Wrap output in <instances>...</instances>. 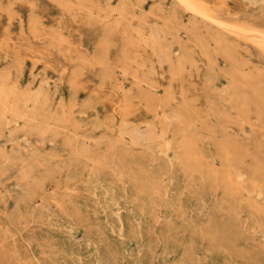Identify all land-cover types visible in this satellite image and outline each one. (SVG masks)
<instances>
[{
	"label": "rangeland",
	"instance_id": "rangeland-1",
	"mask_svg": "<svg viewBox=\"0 0 264 264\" xmlns=\"http://www.w3.org/2000/svg\"><path fill=\"white\" fill-rule=\"evenodd\" d=\"M183 1L0 0V264H264V0Z\"/></svg>",
	"mask_w": 264,
	"mask_h": 264
},
{
	"label": "bare ground",
	"instance_id": "bare-ground-1",
	"mask_svg": "<svg viewBox=\"0 0 264 264\" xmlns=\"http://www.w3.org/2000/svg\"><path fill=\"white\" fill-rule=\"evenodd\" d=\"M72 1H74V0H72ZM181 1H183V0H181ZM70 2V1H69ZM185 2H186V0H185ZM189 1L187 0V2L186 3H188ZM66 3H68V2H66ZM183 3H184V1H183ZM191 4H186V6H188V5H192V3L193 2H190ZM70 4V3H69ZM194 5V4H193ZM63 6V5H62ZM185 6V5H184ZM195 6V5H194ZM76 7V6H75ZM196 7V6H195ZM70 8V7H69ZM188 9V8H187ZM196 9V8H195ZM196 10H198V8L196 9ZM205 10V9H204ZM192 11H193V9H192ZM200 12V11H199ZM194 14H195V12H194ZM205 15V14H204ZM207 15V14H206ZM132 17V16H131ZM210 17V16H209ZM221 25V24H220ZM237 26V25H236ZM233 27V26H232ZM239 29L241 28V27H239V26H237ZM232 29V28H231ZM246 29V28H245ZM238 30V29H237ZM240 31H242V29H240ZM258 31V33L257 32H255V33H253L254 34V37H255V35H257V34H259L260 33V31L259 30H257ZM243 33H244V31H243ZM262 35H264V33L263 32H261V34L260 35H257V37L258 36H261V37H263ZM254 37H253V39H254ZM233 80V79H232ZM235 84V83H234ZM233 85V84H232ZM7 88V87H6ZM4 89V88H3ZM33 94H34V91H33ZM6 98H7V96H6ZM31 99V98H30ZM245 99V98H244ZM247 99V98H246ZM248 100V99H247ZM32 102V101H31ZM37 102V101H36ZM45 104V103H44ZM6 106V105H5ZM19 107V106H18ZM239 108V107H238ZM17 109H19V108H17ZM14 111H15V109H14ZM243 112V111H242ZM248 112V111H247ZM17 117V116H16ZM165 119V118H164ZM167 119V118H166ZM37 120V119H36ZM163 121V120H162ZM38 122V121H37ZM163 124H164V122H162ZM37 124H39V123H37ZM29 125V124H28ZM52 125V124H51ZM165 125V124H164ZM163 125V126H164ZM159 126V125H158ZM38 127H39V125H38ZM164 128V127H163ZM165 130V129H164ZM167 132V131H166ZM160 133H161V131H160ZM164 133V132H163ZM165 134V133H164ZM163 135V134H162ZM164 136V135H163ZM162 136V137H163ZM90 140V139H89ZM92 140V139H91ZM159 141V140H158ZM164 142V141H163ZM167 142V141H166ZM8 143V142H7ZM170 144V143H169ZM224 144H222V146H223ZM168 146V145H167ZM124 152H125V150H124ZM185 153H186V151H185ZM188 154V153H187ZM187 154H185V158H186V155ZM166 155V154H165ZM228 155V154H227ZM225 158V157H224ZM95 161H97V159L95 160ZM181 161V160H180ZM224 161V160H223ZM233 161V160H232ZM225 162V161H224ZM183 163V162H182ZM232 165V164H231ZM234 165V164H233ZM229 166V165H228ZM236 166V165H235ZM208 167H210V166H208ZM212 171V170H211ZM226 171V170H225ZM236 171V170H235ZM241 172V171H240ZM228 173V172H227ZM245 173V172H244ZM226 174V173H225ZM237 174V173H236ZM229 175V174H228ZM216 176V175H215ZM223 176V175H222ZM242 178V177H241ZM239 179V178H238ZM221 181V180H220ZM85 192H87V191H85ZM234 193V192H233ZM232 193V194H233ZM235 194V193H234ZM233 194V195H234ZM164 198V197H163ZM239 200V199H238ZM239 202V201H238ZM128 205V204H127ZM254 205V204H253ZM259 207V206H258ZM45 208V207H44ZM130 209V208H129ZM165 212V211H164ZM133 215V214H132ZM182 215H180V217H181ZM118 220V219H117ZM111 223V222H110ZM120 227V226H119ZM122 228V227H121ZM256 228V227H255ZM260 228V227H259ZM122 230V229H121ZM120 231V230H119ZM256 231V230H255ZM254 231V232H255ZM120 233V232H119ZM122 236V235H121Z\"/></svg>",
	"mask_w": 264,
	"mask_h": 264
}]
</instances>
